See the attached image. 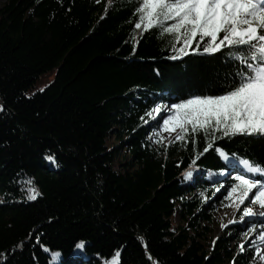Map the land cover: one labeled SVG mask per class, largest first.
<instances>
[{
	"label": "trees",
	"instance_id": "1",
	"mask_svg": "<svg viewBox=\"0 0 264 264\" xmlns=\"http://www.w3.org/2000/svg\"><path fill=\"white\" fill-rule=\"evenodd\" d=\"M139 2L8 0L0 8V264H111L117 250L119 264L255 259L207 236L203 223H213L214 200L225 205L223 191L240 174L215 149L264 167V139L188 126L183 141L158 147L147 114L190 93L221 94L237 65L226 48L171 59L173 34L135 28ZM50 72L53 83L29 97ZM28 179L36 200L27 199Z\"/></svg>",
	"mask_w": 264,
	"mask_h": 264
},
{
	"label": "snow or ice",
	"instance_id": "2",
	"mask_svg": "<svg viewBox=\"0 0 264 264\" xmlns=\"http://www.w3.org/2000/svg\"><path fill=\"white\" fill-rule=\"evenodd\" d=\"M135 12L139 14L136 29L147 31L156 27L162 35H174L171 59H180L189 53L211 55L226 48L229 61L237 65L221 94L190 93L188 98L163 105L165 115L161 117L162 123L157 121V127L165 131L179 128L183 133L191 126L193 131L199 128L206 133L215 129L224 137L243 134L264 139V0H140ZM167 21L172 23L167 24ZM2 111L4 105L0 104ZM160 111L161 104L158 103L147 114L152 116L153 112ZM176 139L182 137L178 135ZM211 148L213 144L209 143L203 151L208 152ZM215 150L228 166L240 172L236 182L227 190L229 197L237 194L236 208L242 212L240 222L249 224L257 215L264 218V182L248 178L249 173L264 175V167L234 154L230 157L219 148ZM44 158L49 162L55 161L54 154H47ZM197 159L199 155L192 160L190 168ZM186 176L191 177L192 172H186ZM26 184L27 199L36 200L41 195L38 188L31 179ZM251 204H258L262 211L256 212L247 206ZM241 205H244L242 209ZM261 223L264 224V220ZM249 227L251 230L255 225L249 224ZM259 239L264 242V231H261ZM240 247L243 251V245ZM75 248L83 250L85 242L79 241ZM60 255L58 251L52 253L53 259ZM119 256L120 251L117 250L111 264H119ZM261 259H264V254Z\"/></svg>",
	"mask_w": 264,
	"mask_h": 264
},
{
	"label": "rangeland",
	"instance_id": "3",
	"mask_svg": "<svg viewBox=\"0 0 264 264\" xmlns=\"http://www.w3.org/2000/svg\"><path fill=\"white\" fill-rule=\"evenodd\" d=\"M8 0H0V8H2ZM56 72H50L46 78H44L41 82L37 83V85L28 93V96L31 97L36 93L44 91L48 86H50L53 81L55 80ZM165 115V109L160 111V113H153L152 117L154 119V128L152 133V140L158 147H164L168 145H175L183 141L186 132L181 133L179 128L175 130H168L165 131L163 128L157 127V121L161 120V117ZM162 123V120H161ZM199 130V128L197 129ZM180 135L182 139H176V137ZM113 145L117 148L121 146V143L115 139H113ZM128 152L126 148H122L121 159L123 154ZM252 174V173H249ZM232 177V175L230 176ZM226 189L225 192L227 194ZM255 192V189H253ZM222 193V190L219 191ZM201 195H205L204 192L200 191ZM234 194L232 197H228V202L224 205L221 203L220 200H214L213 206L217 209L214 215V221L212 224H205L203 226H207L208 235L218 239H225L229 240L231 244V248L236 252H241V245L245 251H248L254 254L255 259L252 261V264H264V259H261V255L264 254V242H261L259 239V235L261 231H264V224L261 223L264 218L260 217L259 215L255 216L249 224H254L255 227L250 230L249 224L244 222H240V216L242 212L237 210L236 203H235V196ZM251 196V193H250ZM225 198V197H223ZM247 204V201L245 202ZM253 207V210L256 212L262 211L259 208L258 204H251L247 205ZM244 205H241V209ZM247 220V218H245ZM230 221H234L235 223H230ZM180 225H186L185 222L178 220ZM240 229L237 231V229ZM81 251V249H80Z\"/></svg>",
	"mask_w": 264,
	"mask_h": 264
}]
</instances>
